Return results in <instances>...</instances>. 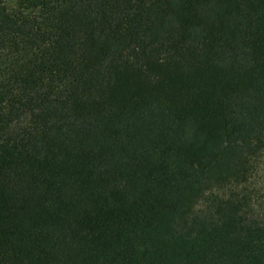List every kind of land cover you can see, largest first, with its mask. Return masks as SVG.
Here are the masks:
<instances>
[{
  "label": "trees",
  "instance_id": "trees-1",
  "mask_svg": "<svg viewBox=\"0 0 264 264\" xmlns=\"http://www.w3.org/2000/svg\"><path fill=\"white\" fill-rule=\"evenodd\" d=\"M264 0H0V264H264Z\"/></svg>",
  "mask_w": 264,
  "mask_h": 264
},
{
  "label": "rangeland",
  "instance_id": "rangeland-1",
  "mask_svg": "<svg viewBox=\"0 0 264 264\" xmlns=\"http://www.w3.org/2000/svg\"><path fill=\"white\" fill-rule=\"evenodd\" d=\"M260 166V172L255 180L254 188L258 189L262 196L259 198L258 203L254 204V210L264 215V157Z\"/></svg>",
  "mask_w": 264,
  "mask_h": 264
}]
</instances>
